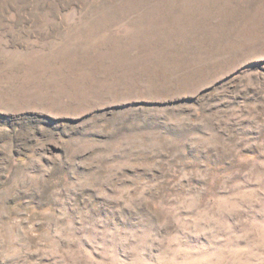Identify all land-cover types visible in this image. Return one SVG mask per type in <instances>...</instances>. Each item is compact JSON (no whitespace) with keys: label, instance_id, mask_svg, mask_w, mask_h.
<instances>
[{"label":"rangeland","instance_id":"1","mask_svg":"<svg viewBox=\"0 0 264 264\" xmlns=\"http://www.w3.org/2000/svg\"><path fill=\"white\" fill-rule=\"evenodd\" d=\"M0 264H264V0H0Z\"/></svg>","mask_w":264,"mask_h":264}]
</instances>
